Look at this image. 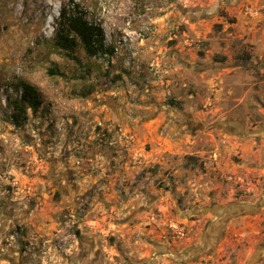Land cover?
Returning <instances> with one entry per match:
<instances>
[{"label": "rangeland", "instance_id": "374dc122", "mask_svg": "<svg viewBox=\"0 0 264 264\" xmlns=\"http://www.w3.org/2000/svg\"><path fill=\"white\" fill-rule=\"evenodd\" d=\"M76 4L111 54L53 47ZM262 197L264 0H0V264H264Z\"/></svg>", "mask_w": 264, "mask_h": 264}, {"label": "trees", "instance_id": "16d2710c", "mask_svg": "<svg viewBox=\"0 0 264 264\" xmlns=\"http://www.w3.org/2000/svg\"><path fill=\"white\" fill-rule=\"evenodd\" d=\"M52 44L65 57L74 60H77L75 50L78 46L90 57L112 53V49L104 44L101 26L89 21L78 4L71 9L64 6L60 10ZM48 72L65 76L57 67L49 68ZM15 88L20 95L8 102L9 120L14 126L21 127L27 121L28 110L36 112L42 104V99L39 90L27 81H18Z\"/></svg>", "mask_w": 264, "mask_h": 264}, {"label": "flooded vegetation", "instance_id": "af4514ba", "mask_svg": "<svg viewBox=\"0 0 264 264\" xmlns=\"http://www.w3.org/2000/svg\"><path fill=\"white\" fill-rule=\"evenodd\" d=\"M261 200H263L262 203H259V201L256 202L258 211L260 209H264V197H262ZM243 206H245V205H243ZM245 208H246V206L245 207H242V210L245 211ZM241 212H238V213L233 212L234 213L233 214L232 211H231V212H228L229 214H227L225 212L223 213V212H220V211L216 210V212L213 214V216L215 217V219H214L215 221H213V223H206V225L204 227V234L206 232H208V231L213 232V237L214 238H212V240H211V243L212 244H214L215 241L218 240L216 238V236H219V235H223L224 234L225 230L228 229L227 226L231 222L232 219L239 218V217L244 216V215L245 216L248 215V214H244L243 215L244 212L243 211H241Z\"/></svg>", "mask_w": 264, "mask_h": 264}]
</instances>
